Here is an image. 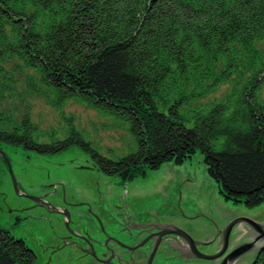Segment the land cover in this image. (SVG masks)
Masks as SVG:
<instances>
[{
    "label": "trees",
    "instance_id": "obj_1",
    "mask_svg": "<svg viewBox=\"0 0 264 264\" xmlns=\"http://www.w3.org/2000/svg\"><path fill=\"white\" fill-rule=\"evenodd\" d=\"M263 82L264 0H0V140L39 151L79 142L72 126L41 142L24 98L82 100L129 124L133 151L91 155L122 182L199 151L225 199L261 203ZM34 260L0 225V264ZM250 264H264V247Z\"/></svg>",
    "mask_w": 264,
    "mask_h": 264
},
{
    "label": "rangeland",
    "instance_id": "obj_2",
    "mask_svg": "<svg viewBox=\"0 0 264 264\" xmlns=\"http://www.w3.org/2000/svg\"><path fill=\"white\" fill-rule=\"evenodd\" d=\"M228 83L223 82L209 98L222 95L229 87ZM259 94L264 99V82ZM26 100L30 103L31 118L38 123L35 133L41 142L69 138L68 128L71 126L79 134V142L72 138L69 144L53 151L4 144L22 191L35 195V189L43 185L53 193L66 192L70 200L75 199L71 194L77 197L81 193L104 204L121 197L131 206L129 209L140 207L138 214H142V210H152L163 217H169L167 208L175 204L181 207L180 216L186 218L182 225L190 231V236L202 241H214L217 227L238 216L264 222V200L257 205L246 206L243 202L225 199L217 182L208 175L199 151L182 163L165 161L158 168L148 169L145 175L122 182L95 165L91 155L94 150L102 156L116 159L133 151L136 142L127 121L74 98L57 106H52L41 96L24 98ZM22 103L18 104L19 111L23 110ZM3 159L0 157V225L13 236L22 238L35 256L38 254L33 264H41L44 255L41 256L34 237L36 232L38 235L43 233L41 229L50 228V213L41 206L20 208L30 205L31 200L15 191ZM254 256L244 255L234 263L250 264ZM199 261L197 259L194 264H200Z\"/></svg>",
    "mask_w": 264,
    "mask_h": 264
},
{
    "label": "flooded vegetation",
    "instance_id": "obj_3",
    "mask_svg": "<svg viewBox=\"0 0 264 264\" xmlns=\"http://www.w3.org/2000/svg\"><path fill=\"white\" fill-rule=\"evenodd\" d=\"M0 147L4 150L2 140ZM93 163L97 165L96 161ZM35 190V195L40 196V199L36 201L26 196L31 200V204L20 208L41 206L50 213V228L41 229L43 233L38 235L36 232V236L33 235L37 246L40 247L41 256L44 255L41 264H194L196 262V259L177 257V250L174 247L162 249L161 246L154 247L153 244L148 247L149 241L131 237L137 235V229L163 225L178 229L171 223L182 225L186 218L180 216L181 207L175 204L167 208L169 217H163L152 210L148 212L142 210V214H138L140 207L129 209L131 206L122 201L121 197L120 200L104 204L95 201L96 198L90 200L89 196L81 193L77 197L71 194L75 199L70 200L67 199L66 192L53 193L50 189L43 188V185ZM99 242H104L105 245L100 246ZM37 256L36 253L35 257ZM199 262L209 264L206 260Z\"/></svg>",
    "mask_w": 264,
    "mask_h": 264
},
{
    "label": "water",
    "instance_id": "obj_4",
    "mask_svg": "<svg viewBox=\"0 0 264 264\" xmlns=\"http://www.w3.org/2000/svg\"><path fill=\"white\" fill-rule=\"evenodd\" d=\"M0 155L6 162L15 191L38 201L40 196L20 189L10 158L1 147ZM171 224L178 229L166 225L137 229V235L131 237L149 241V246L153 244L154 247L177 248V257L206 260L211 264H233L244 255L261 254V248L264 247V222L249 217L238 216L226 225L217 227L214 241H202L203 239L197 237L194 239L190 236V231L182 225L175 222ZM98 244L105 245L104 242Z\"/></svg>",
    "mask_w": 264,
    "mask_h": 264
},
{
    "label": "crops",
    "instance_id": "obj_5",
    "mask_svg": "<svg viewBox=\"0 0 264 264\" xmlns=\"http://www.w3.org/2000/svg\"><path fill=\"white\" fill-rule=\"evenodd\" d=\"M235 263H236V262H235ZM235 263H234V264H235Z\"/></svg>",
    "mask_w": 264,
    "mask_h": 264
}]
</instances>
